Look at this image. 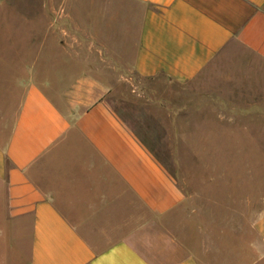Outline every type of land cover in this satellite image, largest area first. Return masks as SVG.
<instances>
[{
	"label": "crops",
	"instance_id": "1",
	"mask_svg": "<svg viewBox=\"0 0 264 264\" xmlns=\"http://www.w3.org/2000/svg\"><path fill=\"white\" fill-rule=\"evenodd\" d=\"M121 1L70 7L85 9L77 41L99 46L100 63L65 51L40 66L32 45L4 62L0 264L24 242L28 264L203 263L200 241L191 248L169 225L191 195L134 128L147 117L123 116L111 99L136 75L180 89L169 117L179 137L187 125L191 137L261 133L264 0ZM254 228L262 264L264 213Z\"/></svg>",
	"mask_w": 264,
	"mask_h": 264
},
{
	"label": "rangeland",
	"instance_id": "2",
	"mask_svg": "<svg viewBox=\"0 0 264 264\" xmlns=\"http://www.w3.org/2000/svg\"><path fill=\"white\" fill-rule=\"evenodd\" d=\"M94 1L122 2L0 0V82L3 83L7 76L4 62L13 64L16 54L28 51L30 45L33 50L36 49L39 61H42L40 66L45 65L46 57L53 55L61 59L57 56H62L65 51L87 55L85 58H71V61L91 64L103 61L98 56L99 46L77 41L76 25L80 23L85 9L70 8L73 4ZM31 34L37 35L40 40L29 42ZM107 50L109 53V47ZM109 60L107 58L103 62L108 68ZM63 65L60 60L55 61L56 69ZM79 68L93 70L97 66ZM59 75L54 77L56 83L62 78ZM127 76H130V81L122 84L117 95L111 99L113 107L123 116L143 114L147 117V121L142 124L134 121V128L191 195L189 202L169 219L170 228H176L178 236L190 244L191 248L192 241H200L193 250L197 252L202 264L259 262L260 256L255 248L259 238L254 226L264 213V114L259 123L261 133L256 131L238 135L231 133L224 137H191L186 123V131L181 132L186 135L179 137L176 124L169 121V117H172L174 110L179 109L182 100L176 98V93L180 89L161 81L155 82L136 75ZM164 93H168L166 95L173 102L161 107L158 99ZM181 124L185 123L179 122ZM187 226L191 228L188 232ZM190 233L192 236L188 238ZM16 246L21 249L20 253L16 252L18 256L11 250L5 251L8 263L28 264L27 243ZM262 261L260 263L264 264Z\"/></svg>",
	"mask_w": 264,
	"mask_h": 264
}]
</instances>
